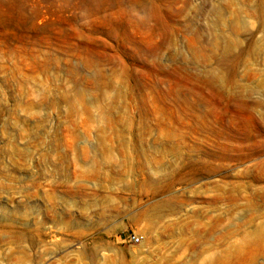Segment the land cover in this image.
Wrapping results in <instances>:
<instances>
[{"label":"rangeland","instance_id":"rangeland-1","mask_svg":"<svg viewBox=\"0 0 264 264\" xmlns=\"http://www.w3.org/2000/svg\"><path fill=\"white\" fill-rule=\"evenodd\" d=\"M0 264H264V0H0Z\"/></svg>","mask_w":264,"mask_h":264},{"label":"built area","instance_id":"built-area-1","mask_svg":"<svg viewBox=\"0 0 264 264\" xmlns=\"http://www.w3.org/2000/svg\"><path fill=\"white\" fill-rule=\"evenodd\" d=\"M130 240L133 241V242H140L141 241V237L137 236V235H132L130 237Z\"/></svg>","mask_w":264,"mask_h":264}]
</instances>
